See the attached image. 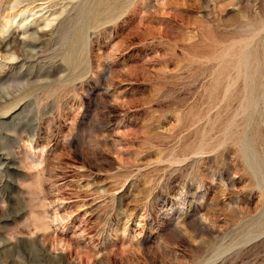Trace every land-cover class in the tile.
<instances>
[{
    "label": "rangeland",
    "instance_id": "1",
    "mask_svg": "<svg viewBox=\"0 0 264 264\" xmlns=\"http://www.w3.org/2000/svg\"><path fill=\"white\" fill-rule=\"evenodd\" d=\"M78 1L13 19L0 0V40L48 33ZM254 1L125 0L87 32L84 85L0 117V264H264V20L241 12Z\"/></svg>",
    "mask_w": 264,
    "mask_h": 264
},
{
    "label": "bare ground",
    "instance_id": "2",
    "mask_svg": "<svg viewBox=\"0 0 264 264\" xmlns=\"http://www.w3.org/2000/svg\"><path fill=\"white\" fill-rule=\"evenodd\" d=\"M44 1L46 2L50 0H4L3 8L8 9L9 14L13 15V19H15L21 12L20 8L25 4ZM124 1L125 0H79L78 3L72 5L71 9L64 14L62 20L58 19L63 12L57 16L53 14L51 18L42 21L43 26L40 29L50 28L48 33L39 34V31L34 28L25 27L20 34L27 37V40L25 39L26 41H19L17 36H15V32L8 35L5 39L0 40V52L11 53L4 59L8 61L14 59L17 60L11 68L8 67V70L0 69V117L8 114H15L16 116L24 114L30 103L33 104L35 102L34 104H36L37 100H39L38 98L40 96L37 97L38 95L35 94L38 91H40V93L44 92L49 94L48 92L50 89L52 91L54 87L59 89L58 87L63 86L64 84H70L77 81H79L81 85H84V83H86L85 42L87 32L98 23L105 24L115 19L119 15V12L121 13L120 10ZM250 1L251 7L257 5L255 4V1L254 3H252L253 0ZM259 1L261 2V0ZM258 5L257 15L250 14L247 7L241 11L242 13H245V17L248 21L247 25L253 29L262 28L260 23H262L261 20H264V4ZM235 20H237V18H235ZM261 50V54L255 52V54L257 53L256 57H258L256 68L264 66V45ZM13 56L15 58H13ZM253 58L254 57L251 59ZM260 94L261 92L259 93V96ZM259 96L257 95L258 98ZM45 98H47V95ZM24 100H26V103H24L23 106L20 105V102H24ZM246 141V137L242 138L240 142V150L246 163L252 164V160L255 159V153L252 149L250 150L253 152H249ZM250 169L253 171L256 170L253 166H250ZM255 226L256 224L254 227ZM257 229H259V227ZM257 229L256 231H258ZM261 230L262 228L259 232ZM256 231L253 233L255 234ZM248 235L245 234V236L242 235L243 237H240L242 240H246L248 239ZM251 235L253 238L252 233ZM248 241H251V239ZM30 245L35 247L38 246L34 241H30ZM44 262L45 264L47 263L46 260ZM8 264L14 263L9 261Z\"/></svg>",
    "mask_w": 264,
    "mask_h": 264
}]
</instances>
